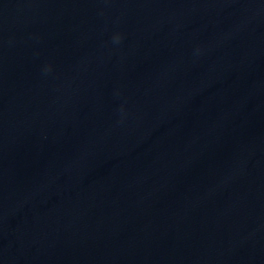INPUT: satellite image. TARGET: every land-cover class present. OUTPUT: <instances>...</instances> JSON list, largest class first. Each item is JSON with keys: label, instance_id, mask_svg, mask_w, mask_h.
<instances>
[{"label": "water", "instance_id": "obj_1", "mask_svg": "<svg viewBox=\"0 0 264 264\" xmlns=\"http://www.w3.org/2000/svg\"><path fill=\"white\" fill-rule=\"evenodd\" d=\"M263 50L264 0H0V264H140Z\"/></svg>", "mask_w": 264, "mask_h": 264}, {"label": "clouds", "instance_id": "obj_2", "mask_svg": "<svg viewBox=\"0 0 264 264\" xmlns=\"http://www.w3.org/2000/svg\"><path fill=\"white\" fill-rule=\"evenodd\" d=\"M119 39H120V37H119V36H117V37H116V40L118 41Z\"/></svg>", "mask_w": 264, "mask_h": 264}]
</instances>
